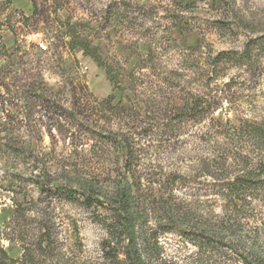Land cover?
Listing matches in <instances>:
<instances>
[{"label": "rangeland", "instance_id": "obj_1", "mask_svg": "<svg viewBox=\"0 0 264 264\" xmlns=\"http://www.w3.org/2000/svg\"><path fill=\"white\" fill-rule=\"evenodd\" d=\"M261 35L264 0H0V263L110 264L92 216L106 211L66 191L121 173L120 133L146 195L219 211L220 179L264 178L231 128L264 129ZM197 97L203 112L185 110ZM161 241L174 261L196 250L175 233Z\"/></svg>", "mask_w": 264, "mask_h": 264}, {"label": "trees", "instance_id": "obj_2", "mask_svg": "<svg viewBox=\"0 0 264 264\" xmlns=\"http://www.w3.org/2000/svg\"><path fill=\"white\" fill-rule=\"evenodd\" d=\"M254 42L263 47L264 35ZM78 44L99 62L98 55L89 53L88 45L80 41ZM249 45L240 54L239 63L251 56ZM217 58L235 60L229 53H220ZM202 108V100L197 97L185 110ZM231 128L251 138L256 150L251 152L258 157L256 170L264 176V129L255 125H249L250 131L247 127L242 131ZM119 136L116 144L122 157L121 173L97 191L88 190L85 196L75 189L66 191L71 200L82 198L80 202L86 208L100 207L106 211H94L92 215L102 230L100 250L105 260L110 264H188L191 258L193 264H264V212L254 214L255 208L251 206L256 198L254 193L264 197V178L242 174L220 179L213 192L220 201L219 211L210 198L191 201L178 198L172 191L166 196L146 195L135 175V145L127 136ZM224 154L225 151L216 156L221 158ZM165 233H175L196 250L182 261L172 260L161 241Z\"/></svg>", "mask_w": 264, "mask_h": 264}, {"label": "built area", "instance_id": "obj_3", "mask_svg": "<svg viewBox=\"0 0 264 264\" xmlns=\"http://www.w3.org/2000/svg\"><path fill=\"white\" fill-rule=\"evenodd\" d=\"M40 46H42V47H43V44H41Z\"/></svg>", "mask_w": 264, "mask_h": 264}]
</instances>
